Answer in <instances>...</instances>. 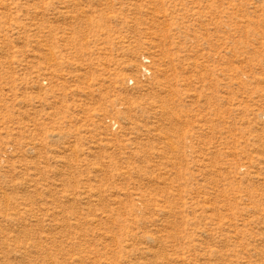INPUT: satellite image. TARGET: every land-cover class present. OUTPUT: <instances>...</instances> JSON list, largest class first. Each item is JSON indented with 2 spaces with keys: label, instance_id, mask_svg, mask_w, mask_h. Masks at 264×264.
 I'll return each mask as SVG.
<instances>
[{
  "label": "rangeland",
  "instance_id": "374dc122",
  "mask_svg": "<svg viewBox=\"0 0 264 264\" xmlns=\"http://www.w3.org/2000/svg\"><path fill=\"white\" fill-rule=\"evenodd\" d=\"M0 264H264V0H0Z\"/></svg>",
  "mask_w": 264,
  "mask_h": 264
}]
</instances>
